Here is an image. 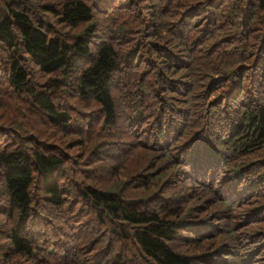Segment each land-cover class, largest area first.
Listing matches in <instances>:
<instances>
[{"label": "trees", "instance_id": "obj_1", "mask_svg": "<svg viewBox=\"0 0 264 264\" xmlns=\"http://www.w3.org/2000/svg\"><path fill=\"white\" fill-rule=\"evenodd\" d=\"M262 187L264 0H0V264H264Z\"/></svg>", "mask_w": 264, "mask_h": 264}, {"label": "rangeland", "instance_id": "obj_2", "mask_svg": "<svg viewBox=\"0 0 264 264\" xmlns=\"http://www.w3.org/2000/svg\"><path fill=\"white\" fill-rule=\"evenodd\" d=\"M220 1L221 0H219V2ZM218 5H219V3H217L216 6H218ZM194 15L197 16V18H195V17L193 18ZM189 17H190V19H198V22H201L206 17V15L200 14L199 12H197L196 11V5H195V6H189ZM64 141L68 142L64 145V151L66 153H68V155L70 157L69 161L67 163L69 164V168H74L77 166L76 162L78 161L79 156L83 153V150H81L79 147L75 146L72 142L67 141V137L64 138ZM66 147H68V148H66ZM87 157H89V159L92 161L91 168H86L88 165L83 166V167H85L84 169L89 170L91 172L93 170L94 162L98 158V154H94V155L89 154ZM81 161H84V164H85L84 158ZM262 188H264V187H262ZM35 189H36V186L33 187V190H32V192L34 194L36 193ZM254 189H258V187L257 188L254 187ZM257 200L260 202H264V200H262L261 198L257 199ZM260 227L264 230V224H261ZM256 262L257 263L264 262V251L262 252L261 256H259V258H255L252 260V263H256Z\"/></svg>", "mask_w": 264, "mask_h": 264}]
</instances>
